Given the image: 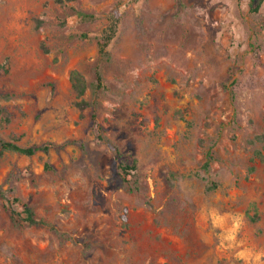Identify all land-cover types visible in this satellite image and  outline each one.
Listing matches in <instances>:
<instances>
[{
    "label": "rangeland",
    "instance_id": "374dc122",
    "mask_svg": "<svg viewBox=\"0 0 264 264\" xmlns=\"http://www.w3.org/2000/svg\"><path fill=\"white\" fill-rule=\"evenodd\" d=\"M255 6L0 0V91L15 94L0 98L11 116L0 134L53 143L0 154V185L55 227L16 224L0 198V264H264V2ZM110 13L118 31L104 59ZM75 68L105 140L91 108L75 105ZM121 160L137 167L133 191Z\"/></svg>",
    "mask_w": 264,
    "mask_h": 264
},
{
    "label": "trees",
    "instance_id": "16d2710c",
    "mask_svg": "<svg viewBox=\"0 0 264 264\" xmlns=\"http://www.w3.org/2000/svg\"><path fill=\"white\" fill-rule=\"evenodd\" d=\"M72 1V0H67ZM251 3L256 2V6L253 8L254 11L258 10L261 3L264 2V0H250ZM78 14L82 16L83 19L86 18H93L94 15L90 13H86L84 11H78ZM118 17L114 14L110 13L107 15V23L101 33L97 37V45H98V52L101 58L104 59H110L111 57V50H110V44L112 40L117 35L118 31ZM3 69V71H7V68H5L4 64H0V71ZM95 87L99 88L103 85V76L100 71L99 66H96L95 69ZM70 82L72 89L75 92L76 101L75 105L80 109L84 110L85 108H91V122H92V130L95 134V136L98 139L105 140V135L102 132V127L100 123L97 120V114H96V101L95 100H88L84 98L85 91L88 87V83L83 75V73L79 69H72L70 71ZM15 94L12 92H2L0 91V98L1 99H10ZM11 120L10 112L5 107H0V125L7 124ZM258 140L263 141L264 135H256L255 137ZM107 141L110 143V145L113 147V149L118 153V147L116 144L110 142L108 139ZM68 142V141H67ZM73 142H78L77 140H73ZM53 143L51 142H45L42 144H32V145H23L19 142V138L17 136H12L9 139H6L1 136L0 134V154H2L4 151H15L19 154L24 155H34L39 151L47 152ZM212 160V153L210 151L206 154V160L203 163L204 168H208L210 161ZM45 169H50V164L46 161L44 163ZM136 165L129 164L125 162L124 160H121L119 162L118 166V174L121 178V182L126 190L133 191L136 188H138V176L136 174ZM27 171L29 172V176L33 178L34 174L33 172L29 171L27 168ZM215 187V183L209 188ZM0 198L9 206V208L12 209V217L13 221L18 225H36V224H44L48 225L49 223L43 219L36 216L34 208L24 202L20 196L17 194L15 188L13 186L4 188L2 185H0ZM21 207V210L18 211L17 208ZM52 228L55 229L53 225H50Z\"/></svg>",
    "mask_w": 264,
    "mask_h": 264
}]
</instances>
